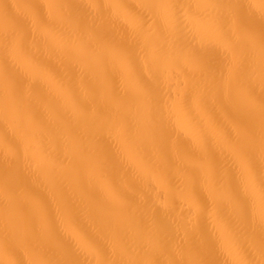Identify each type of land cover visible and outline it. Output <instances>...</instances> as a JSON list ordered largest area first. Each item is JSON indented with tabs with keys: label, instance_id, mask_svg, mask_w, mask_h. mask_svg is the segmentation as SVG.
<instances>
[{
	"label": "bare ground",
	"instance_id": "6f19581e",
	"mask_svg": "<svg viewBox=\"0 0 264 264\" xmlns=\"http://www.w3.org/2000/svg\"><path fill=\"white\" fill-rule=\"evenodd\" d=\"M0 264H264V0H0Z\"/></svg>",
	"mask_w": 264,
	"mask_h": 264
}]
</instances>
